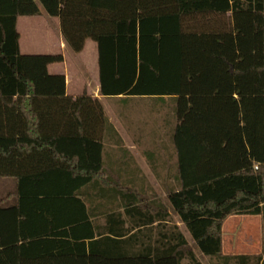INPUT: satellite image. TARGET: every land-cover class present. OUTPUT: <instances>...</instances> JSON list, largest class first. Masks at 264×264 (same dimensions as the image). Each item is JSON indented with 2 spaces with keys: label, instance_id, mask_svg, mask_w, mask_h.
<instances>
[{
  "label": "trees",
  "instance_id": "trees-1",
  "mask_svg": "<svg viewBox=\"0 0 264 264\" xmlns=\"http://www.w3.org/2000/svg\"><path fill=\"white\" fill-rule=\"evenodd\" d=\"M41 9L72 53L95 43L100 95L171 101L179 190L167 199L199 252L264 264L222 254L225 219L264 226V0H0V179L17 184L14 203L0 196V264H201L180 233L158 253L96 232L80 189L108 181L110 125L48 73L62 56L20 54L17 19Z\"/></svg>",
  "mask_w": 264,
  "mask_h": 264
},
{
  "label": "crops",
  "instance_id": "crops-1",
  "mask_svg": "<svg viewBox=\"0 0 264 264\" xmlns=\"http://www.w3.org/2000/svg\"><path fill=\"white\" fill-rule=\"evenodd\" d=\"M41 11L39 17L17 19L20 54L62 56L61 63L48 66V73L65 78L66 96L97 99L110 125L105 130L101 153L103 172L109 182H91L80 189V198L96 232L122 240L135 234L138 250L158 253L171 250L179 233L188 242L186 235L190 234L167 199L170 192L179 190L178 158L173 144L176 119L171 101L100 95L95 43L87 40L80 53H72L62 38L58 18ZM111 100L121 103V119L108 116ZM16 185L13 179H0V196L10 195V204L16 199Z\"/></svg>",
  "mask_w": 264,
  "mask_h": 264
},
{
  "label": "rangeland",
  "instance_id": "rangeland-1",
  "mask_svg": "<svg viewBox=\"0 0 264 264\" xmlns=\"http://www.w3.org/2000/svg\"><path fill=\"white\" fill-rule=\"evenodd\" d=\"M88 43H92L88 41ZM93 44V43H92ZM108 116L121 119V103L109 101ZM164 112V107H161ZM189 246L202 264H212L209 258L202 256L194 247L187 234ZM264 226L262 216H231L225 219L222 227V254L225 256L244 255L259 257L264 254Z\"/></svg>",
  "mask_w": 264,
  "mask_h": 264
}]
</instances>
